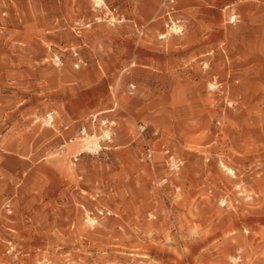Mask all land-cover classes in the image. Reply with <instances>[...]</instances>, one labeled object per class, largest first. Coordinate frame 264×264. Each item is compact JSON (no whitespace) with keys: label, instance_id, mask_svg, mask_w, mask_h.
Instances as JSON below:
<instances>
[{"label":"crops","instance_id":"crops-1","mask_svg":"<svg viewBox=\"0 0 264 264\" xmlns=\"http://www.w3.org/2000/svg\"><path fill=\"white\" fill-rule=\"evenodd\" d=\"M105 1L123 18L115 27L92 23L90 0H9L0 16V177L54 156L80 128L89 132L94 114L116 122L124 177L142 170L127 149L138 121L169 136L185 161L186 149L214 145L215 161L226 164L223 152L233 160L241 144L264 166V0H174L180 35L165 20L149 24L163 0ZM212 79L228 88L236 110L223 114L207 100ZM174 98H185L182 127L158 123L160 112L182 111ZM212 114L222 119L219 139L208 134ZM182 175L186 181V165ZM183 193L178 204H186V183ZM172 262L186 264V254Z\"/></svg>","mask_w":264,"mask_h":264},{"label":"rangeland","instance_id":"rangeland-1","mask_svg":"<svg viewBox=\"0 0 264 264\" xmlns=\"http://www.w3.org/2000/svg\"><path fill=\"white\" fill-rule=\"evenodd\" d=\"M90 3L92 23L115 27L123 20L105 0ZM163 3L149 24H164ZM137 33L144 36L143 29ZM213 80L220 90H209ZM207 90V100L219 104L223 114L237 109L218 80H210ZM174 100L182 111L160 112L159 124H186L185 98ZM87 123L92 127L85 136L79 129L47 160L28 162L18 172L1 171L0 264H174L172 257L183 253L186 264H264L260 154L240 144L233 160L223 152L226 164H219L214 145H196L186 149L185 161L169 136L138 121L127 149L142 170L124 177L115 120L94 114ZM43 124L51 126L52 119L47 116ZM210 126L215 133L209 135H225L220 114H212ZM245 135L240 130L239 137ZM74 148L79 153L70 155ZM184 183L186 204H178Z\"/></svg>","mask_w":264,"mask_h":264},{"label":"built area","instance_id":"built-area-1","mask_svg":"<svg viewBox=\"0 0 264 264\" xmlns=\"http://www.w3.org/2000/svg\"><path fill=\"white\" fill-rule=\"evenodd\" d=\"M173 2H174V0H164V3L162 5V7H163L162 17L165 18V28H166L167 32L170 35H180V34H182V22L175 15V10L172 8ZM1 3H2L4 8H3V10L0 11V16L6 17L8 15V11H7L6 6L10 2H9V0H1ZM142 29H143V27H139L138 31L141 33ZM74 55H77V54L75 53ZM54 61L56 62L55 63L56 66L59 67V64H60L59 60L57 58H54ZM209 85H210L209 90H212V91L220 90L219 84L215 80L211 81ZM92 121H93V119H92ZM137 128H138V131L140 133H143L145 131V128L142 125H138ZM79 134L81 136H85L86 135V129L84 127L80 128ZM147 153H148V157H150V150H147ZM172 159H173V157L170 156L168 161H171ZM172 162H173V166L177 167V162L175 160L174 161L172 160Z\"/></svg>","mask_w":264,"mask_h":264}]
</instances>
